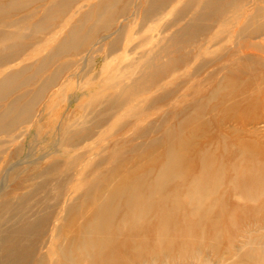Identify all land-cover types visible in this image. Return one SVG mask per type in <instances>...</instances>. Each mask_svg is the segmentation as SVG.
<instances>
[{
  "label": "bare ground",
  "instance_id": "bare-ground-1",
  "mask_svg": "<svg viewBox=\"0 0 264 264\" xmlns=\"http://www.w3.org/2000/svg\"><path fill=\"white\" fill-rule=\"evenodd\" d=\"M85 1L0 0V131L24 124L32 128V125L28 126L30 120L27 117L35 111L46 91L58 83L60 90L66 91L70 87L68 84L76 85L88 68L93 72L91 79L97 83L100 82V75L101 78L104 76L101 79L103 89L96 100L102 99L105 102L104 110L93 125L77 128L85 120L79 124L77 120L74 123L61 122L60 125L57 122L54 127L58 128L52 134H41L38 137L34 150L38 155L33 161L42 166L33 177L42 180L46 192L34 183L28 186L27 194H9L4 198L6 205H0V264L42 263L46 259L42 251L46 248L54 264L76 263L73 259L75 256L72 257L67 248L63 254L70 259V263L56 256L60 234H53L46 243L40 240L41 231L45 230L48 220H52V214L41 215L35 212L41 208L51 210L50 191L70 220L71 228L65 237L66 246L73 250V255L78 256L75 259L87 264L84 255H91L88 250L106 238V223L110 228L113 227L115 236L129 222L135 223L137 228L147 227L152 223L154 212L158 213L157 219L162 223L165 222L164 213L176 216L184 211L199 224L211 220L217 225L220 212L217 213L219 217H212V212L220 201L215 206L206 203L205 199L221 187L227 167L225 162H216L215 156L205 147L196 151L192 146L197 135L206 134L205 131L214 124L221 132L208 141L217 142L219 157L232 166L230 171L233 174L227 180L229 184H225L228 195H237L259 205L257 210L260 216L249 225L250 231L246 232L248 236L245 238L248 244L255 247L252 246L244 255L252 262L255 261L254 264H264V233L257 237L252 234L254 230L264 229V164L260 165L256 161L257 155L263 153L246 141L236 148H229L225 133L222 132L226 116L234 115L240 105L237 98L242 96L248 100L246 113L258 105L264 109V96L258 98L253 88L259 78H264L260 72L264 68V0H87L86 4H81ZM145 5L147 8L144 10ZM167 17H174V22L170 27L163 28L160 25ZM38 18L40 21H37ZM137 25L139 32L134 37L128 29ZM173 28L178 29L171 32ZM132 37L143 38L139 47L145 49L137 59H132V71L125 72L122 65L129 56V43L134 41ZM231 38H235L236 43L232 50L227 51L224 44ZM106 39H110L109 55L117 60L115 70L107 76L104 74L106 57L98 73L93 69L92 59L101 46L106 53ZM217 45L218 49L211 51L212 46ZM198 62L200 65L195 73H190L192 65ZM210 64L213 69L206 77H194ZM14 65L21 67L14 68ZM111 80H116L115 85L106 88ZM127 80H132L130 86H124ZM205 83L209 84V88ZM185 86L182 96L178 98L179 104L169 108V119L161 121L160 127L164 131L162 162L154 156L159 142L151 135L157 130L152 121L134 132L133 137H148L146 146L150 153L138 156L140 159L148 158V165L140 168L134 166L132 175L125 171L130 165L132 168L126 153L116 151L115 156L120 157L121 163L118 171L124 173L121 182L111 190L110 197L106 198L97 189L98 181L88 185L83 184V181H74L72 176L78 175L81 179L84 175V171L79 169V162L86 155L80 156L78 150L92 154L90 142L96 137L94 142H98L106 135V131H102L97 136L98 130L106 126L107 91H110L107 98L109 109L119 117L134 118L135 124L141 125L156 114L154 110L166 102L168 95L173 92L176 94L179 88ZM23 89L28 91L12 98L13 95L24 93ZM188 97L190 104L186 103ZM88 100L91 102L92 98ZM207 112L213 114L212 120L201 122ZM183 130L188 133L186 138L180 135ZM128 141L131 140H124ZM62 148L77 154L67 159ZM25 151L22 148L18 152L19 156H24ZM190 151L194 152L193 162ZM94 155L98 156L95 161L92 160ZM92 157L83 163L87 166L94 162L98 179L106 181V175L109 174L106 171V154H92ZM244 157L250 160L246 165L252 169L257 168L251 176L245 173L247 166L241 162ZM149 164L153 166L148 168ZM20 169L14 172L6 168L2 173L12 182L15 181L18 189L21 183L16 181L15 176ZM162 176L186 181L182 186L175 185L172 188V197L164 198L161 196L165 186ZM180 191L184 198L181 208L176 203ZM116 200L124 207L118 223L114 207ZM18 211H25L22 213L23 223L17 229L23 238L4 229L6 220ZM80 219L82 221L78 222ZM54 220L53 228H57ZM244 264L250 263L245 261Z\"/></svg>",
  "mask_w": 264,
  "mask_h": 264
},
{
  "label": "rangeland",
  "instance_id": "rangeland-1",
  "mask_svg": "<svg viewBox=\"0 0 264 264\" xmlns=\"http://www.w3.org/2000/svg\"><path fill=\"white\" fill-rule=\"evenodd\" d=\"M86 3L87 0L81 4H86ZM146 8L147 5H145L144 10ZM166 19H164L160 25L163 28L170 27L174 22V17H167ZM37 21H40V18H38ZM177 29L174 30L173 28L171 32H174ZM128 31H132L131 35L136 37L137 33L139 32V25L133 28H129ZM217 31L218 29L216 30V32ZM226 35H228V33H226ZM140 37L136 39L132 37L134 41L132 43H129V48H128L129 56H127L125 63L122 65V67L125 68L124 69L125 72L132 71V69L130 68L132 64V59H137L142 54L143 49H145V47H139L143 41V38ZM109 43H110V39H106V53L103 52V48H102L103 46H101L98 49V52L93 54L92 57V59L94 60L93 69L96 70L97 73L100 72V69L102 67L101 65L105 63V59L103 58L106 57V69L104 70V74L106 76L109 75L113 70H115L116 68L115 64L117 63V60H114L116 58L109 55L110 54L108 52ZM235 43H236V39L231 38L230 41L225 42L224 46L226 49H228L227 51H230L234 48ZM218 47H219L218 45L212 46L211 51L213 52L216 51ZM211 57L213 58L214 55H212ZM199 65H200L199 62L192 65V67L190 68L191 70L190 73L192 72V74H194L195 70L198 68ZM194 66L197 67L195 68ZM20 67L21 65H14V68H20ZM212 69H213V65L210 64L208 68H206L202 72H199L194 77L196 78L206 77L207 73ZM90 70L91 69L88 68L82 74V77L79 78L76 85L74 84L72 85L69 83L68 87L69 86L70 87L66 91L60 90V83H58L56 86H51L49 90H47L45 93L46 97L44 96L43 100L40 101L35 111L31 113L32 115L30 114L31 116L29 115L27 117L30 120L28 126L30 127L32 125V128L29 129L27 127V124L26 125L24 124L22 126L14 127V129L10 128V129H3L0 131V205L2 207L6 205V203L4 202V198H6V195L27 194L28 186L30 184L37 183L39 184L41 190L43 192H46V186L42 182V180L33 177L36 170L42 166V164L35 163L33 161V158H35L36 155H38L36 152H34V150L37 147L38 137L41 134H45V135L46 133L52 134L55 131V128H58L57 126L54 127V124L57 122L58 125H60L61 122L74 123V121L77 120L76 122L79 124L81 120H85L84 121L85 123H81L82 125H79L77 127V128H81L83 125L91 126L99 119L100 113L105 108V102L102 101V99H99L98 101L96 99L98 95L102 92L103 87L101 86V79L104 78V76L102 75L101 78L100 75V82L97 83L95 80L91 79L92 78L91 73L93 72L92 70L91 71ZM260 72L264 75V68L260 70ZM115 82L116 80L109 81V83L106 84V88H108V86H114ZM263 82H264V78H259L253 87L255 91V95L258 96V98H262L264 96ZM131 84H132V80H127L124 83V86H130ZM208 86L209 84L207 83L206 87L209 88ZM186 87L187 86L179 88L180 90L176 94L175 92H173L174 94L168 95V99H166V102L162 106L157 108V110H154L153 113L156 114L151 119H147L143 121L141 125H136L135 124L136 121L134 118L130 119V117H119L118 115H115V112L114 111L112 112L108 107L107 98L108 95L110 96V91H107L106 126H104V128H102L101 131L98 130L99 132L97 136H99L102 133V131L103 132L106 131V135L104 134V137L102 139H99L98 142H94L97 138L96 137L92 142H90V147L93 149L92 154H101V155L106 154V171L109 174L106 175V181L103 179L100 180V178L98 179V172H96L97 170L94 169V162L87 166L83 163L85 160L91 158L92 154H90L89 151L86 152L80 149L78 150L81 154L80 156L86 155L85 158L80 159L79 162V169L80 171H84V175L81 176V179L80 176L78 175L72 176L74 181L75 180H79V182L83 181V184L86 185L98 181L97 189L99 188V190L103 192L106 198L110 197L111 190L114 189L121 182L124 173V172L121 173V170L118 171L119 168L121 167V163H120V157L115 156L116 151H118V153L121 152L126 153V156L128 158L127 160H130V162L132 163V168L130 165L127 167L125 171L130 172L132 175L134 173L132 172L134 166H138L140 168L142 166L146 167V165H148L147 163L148 158L147 159L138 158V156H140L141 154H144L146 152L150 153L148 152V148L146 146L148 137H143V138L140 137L133 138V137H134V132H136L138 129L144 128V126H146L149 122L152 121L155 122L157 130L154 132V134L152 133L151 135L155 137L159 142L157 148H155L154 150V156H156L159 162H162L163 159L161 156V151L163 149L162 145H163L164 131L160 127L161 121L163 119L166 120L169 119L168 117L169 108L171 107V105L179 104L178 98L182 96L183 89H185ZM15 88L16 85L14 86V89ZM174 88L175 87H172V89ZM27 91L28 89H23L24 93H21L20 95H13L12 98L19 97L25 94V92ZM88 98H92L91 102L88 100ZM189 99L190 97L187 98L188 100L186 101L187 104H190ZM237 101L240 102L237 111L234 112V115L226 116L227 121L224 123L226 126L224 125V127L222 128V132L225 133L224 135L226 137L225 139L226 143L229 146V148H233V147L236 148L241 143L244 144L245 141L247 142V144H251L253 146L255 145L257 151L263 153L261 155L258 154L256 158L258 164L262 165L264 164V109H261L260 106L258 105L257 108H254V110H251L248 113H246L245 110L248 105V100L246 101V99L241 96L237 98ZM171 112L173 111L171 110ZM205 115L206 116L202 119L201 122L204 121L205 123V121L212 120L213 114L211 112H207ZM115 122H117V124H114ZM135 127L138 128L134 129ZM230 127L231 130H229ZM205 132L206 134L200 133L199 135H197V137L195 138L192 144L193 149H195L196 151H200L201 148L205 147V149H207V151L210 152V154L213 157L215 156L214 158L216 162L219 161L225 162V165L227 167L226 171L224 172L225 174L221 187L218 188L216 192H214L212 195H210L208 198L205 199L206 203L213 204L215 206L218 205L217 202L220 201L219 205L216 206V208L214 207L212 212V217H216L218 216V214L221 215L219 221L217 222V225L216 223H213L211 220L199 224L198 222L194 221V219H192V217H190V215L187 212L184 211H182L183 213L181 212V214H178L176 216L173 215L174 217L169 215V213L166 215L167 212L164 213L165 222L162 223H160L157 219L158 213L156 214L154 212V215L151 216V218L154 217L152 218V223H150L147 227L137 228L135 223L132 224V222H129L130 224L128 223V225H126L127 227H125V229L122 232L118 233L115 236H114L115 230L113 229V227L110 228L111 226L109 227V225H107L106 223V238L104 237L102 241L100 240L99 243L95 245V247H91V250L90 249L88 250V252H90L91 255H86V254L84 255L86 256L85 260L88 262V264H219V263L244 264L245 261L250 264H254L255 261L252 262L244 255L253 246L248 244L247 243L248 240H246L245 238H247L248 236L246 232L250 231L249 225L253 223L256 217L260 216V212L257 210L259 205L257 202L250 201L246 198L237 195L235 197L232 196L230 197L228 195L227 192L228 188L225 186V184L226 185L229 184L228 178L230 179V176H232L233 174L230 171V168L232 166L231 164H228L225 159L221 160V157H219L217 151L218 150L217 142L208 141V139L217 136V134H219L221 130H219L218 127L214 124L210 127V129H207ZM187 134L188 133L186 132V130L185 131L183 130L180 133L181 137L183 138H186ZM124 140L126 141L131 140V141L124 142ZM19 148L20 150L22 148H25L26 151L24 156H19L18 154V152L20 151V150L18 151ZM64 152H66V155L64 157L67 159L71 158L72 157L71 155L77 154V152H69L67 148L64 149ZM84 152L86 153L84 154ZM193 153H194L193 151H190L192 162L195 159V157L192 156ZM113 155L115 157H113ZM92 158H93L92 160L95 161L98 158V156L94 155ZM246 161L247 163H245ZM249 161L250 160L248 157H244L241 160V162L244 163L243 165L248 167V168L246 167L245 170L247 176H251V174H254V172L257 169V168L252 169L250 168V166L246 165L248 164ZM152 166L153 164H149L148 168ZM6 168H10L14 172L16 170H19V168H21L20 172L15 176L16 181L21 183L20 189H18L19 186L14 181L15 179L13 180L14 182H12L10 178L5 177L2 174L3 170ZM195 170H197V168H195ZM142 173L144 172L142 171ZM162 180L164 181L165 186H164V190L161 192V196L164 198L172 197V193H170L172 188L175 185L182 186L183 184H185L186 181L184 179L172 180V178L169 176H162ZM168 182L169 184H167ZM51 193L52 192L50 191L49 197H50V204L52 205L51 210L46 211L43 210V208H41L37 210L35 213L38 214L40 213L41 215L43 214L49 215L51 213L52 220H54L53 218H56L57 216L58 218L54 220V222H56L58 227L53 228L54 226L53 221L48 220V223L44 227L45 230L41 231L42 234H40V238H41L40 240H44V242L46 243L51 239L53 234L54 235L60 234L58 235L60 237L57 238V248L55 249V254L56 256L58 255V258L59 257L62 258L61 261H64L65 263L68 262L70 263V259H68V257L63 254L65 250L67 252L68 249V253L71 254L72 257L73 256L78 257L76 254L73 255L72 254L74 253L73 250L71 248H68V246H66L67 242L65 241L66 240L65 237L68 235L69 230L71 228L69 226L70 220L67 217V212L63 210L62 206H59V201H57V199L53 195H51ZM22 199H24V196L22 197ZM16 203L18 204L19 202L16 201ZM176 203L179 208L183 206L184 198H183V193L181 191L177 197ZM121 205H122L121 202L118 200L114 202L117 223L120 221L121 215L124 210V207ZM221 209L223 210V213L221 212ZM89 211L90 209H88L87 212ZM22 213L24 214L25 211L16 212L13 216H11V218H8L6 220L4 226L5 230L12 232V235L14 236L17 235V237H21V238H23V236L20 234V232H18L17 229L23 223ZM167 218L169 219L167 220ZM166 220L168 222L170 221L169 222L170 224L167 223ZM81 221L82 219H80L78 222ZM169 226L170 228L171 227L172 228L170 229ZM180 229L182 231H180ZM183 231H185V233ZM111 232L113 234H110ZM252 232H253L252 233L253 236L257 237L261 235V233H264V229L260 231L254 230ZM108 234L112 238H109ZM143 234L145 235V237ZM146 238L148 239V241ZM160 238L162 242L160 241ZM143 251L145 256L143 255ZM42 253L43 255L46 256V259L44 262L38 264H54L52 259L53 257L50 256L48 248L44 249ZM75 257H73L74 261L76 262L75 264H84V263L87 264L82 260L75 259Z\"/></svg>",
  "mask_w": 264,
  "mask_h": 264
}]
</instances>
